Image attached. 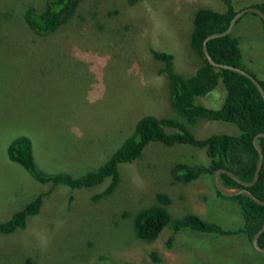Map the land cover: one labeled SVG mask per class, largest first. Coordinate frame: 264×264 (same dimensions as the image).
<instances>
[{"label":"rangeland","instance_id":"374dc122","mask_svg":"<svg viewBox=\"0 0 264 264\" xmlns=\"http://www.w3.org/2000/svg\"><path fill=\"white\" fill-rule=\"evenodd\" d=\"M259 1L232 0L235 10ZM43 2L0 0V221L42 194L39 212L24 228L0 234V264H264V252L240 231L236 203L219 197L207 174L175 180L174 163L206 162L202 148L149 142L137 159L119 164L115 189L96 199L91 196L108 180L52 188L6 157L8 141L23 134L40 171L77 176L94 170L140 116H174L160 63L148 49L170 52L174 69L191 74L199 62L189 46L192 13L199 7L222 12L223 2L80 0L66 22L37 35L24 24L22 10H40ZM231 30L243 68L264 79L260 20L246 12ZM223 97L217 83L195 102L216 108ZM189 130L196 137L238 133L232 123L205 119ZM157 192L168 196L173 216L195 213L235 232L184 229L170 244L166 228L150 242L135 237L129 226L135 210L155 203Z\"/></svg>","mask_w":264,"mask_h":264},{"label":"trees","instance_id":"16d2710c","mask_svg":"<svg viewBox=\"0 0 264 264\" xmlns=\"http://www.w3.org/2000/svg\"><path fill=\"white\" fill-rule=\"evenodd\" d=\"M79 1L44 0L40 10H35L31 6L25 7L22 10V20L29 30L37 35L53 32L72 16ZM137 1L127 0L129 4ZM221 1L224 4L222 12L208 7H199L192 13L189 46L198 56L199 62L191 74L182 75L174 69L173 55L170 52L148 49L151 57L160 63L158 70L165 77L169 107L174 116L157 117L152 114L140 116L135 120L132 130L120 139L114 150L94 170H84V173L77 176L67 172L40 171L33 159L31 141L23 134L16 135L8 141L7 159L21 166L36 181L50 183L52 188L56 185L69 189L90 188L105 179L108 180L104 189L91 196L96 199L115 189L119 180V164L137 159L149 142H159L164 145L189 144L202 148L206 162L196 165L174 163L171 168L175 169L174 172L172 171L175 180L188 182L200 174H207L211 178V187L214 192L219 197L236 203L242 219L240 231L245 233L251 242L252 235L263 221L264 205L255 203L243 193L225 197L214 189L212 182L213 172L218 168L232 172L243 181H250L257 160L252 137L257 133H264V105L257 89L243 75L211 66L201 49L203 38L210 33L223 31L229 19L237 11L234 9L232 0ZM247 6L256 7L264 14L263 1L250 3ZM248 13L260 20L264 35V24L260 17L252 12ZM206 49L213 61L229 64L248 72L242 66L238 38L231 32L208 40ZM248 73L258 81L264 91V79H257L254 74ZM217 83H221L224 89V97L218 107L210 108L195 102L196 96L205 95ZM197 119L232 123L236 126L238 133H214L196 137L189 130V125ZM257 142L262 151L260 170L256 181L245 188L253 196L264 201V138L258 137ZM219 179L226 187H240L225 173H220ZM155 199V203L135 210L129 223L133 235L141 240L153 241L163 228L169 230L165 241L167 244L172 242L175 233L184 229L217 234L235 232L220 229L195 213L173 216L167 210L169 198L164 193L157 192ZM41 201L42 194L39 193L28 203L13 211L8 218L0 221V234L12 233L24 228L28 217L39 212ZM257 244L259 247H264V230L258 235ZM149 255L153 260L159 258L153 251Z\"/></svg>","mask_w":264,"mask_h":264},{"label":"water","instance_id":"95a60500","mask_svg":"<svg viewBox=\"0 0 264 264\" xmlns=\"http://www.w3.org/2000/svg\"><path fill=\"white\" fill-rule=\"evenodd\" d=\"M246 12H252L254 14H256L257 16L260 17L261 21L264 24V14L261 10H259L256 7L253 6H245L239 10L236 11V13L229 19V23L227 25V27L221 31V32H214V33H210L208 35H206L201 43V49L203 52V55L205 56L206 61L213 67L215 68H223V69H228L230 71H233L235 73H238L240 75H243L244 77H246L253 85L254 87L257 89V91L259 92L263 105H264V91L262 89V87L260 86V84L258 83V81L252 77L248 72L239 69L235 66L229 65V64H225V63H218L213 61L210 56L209 53L206 49V42L214 37H218L221 35H225L228 34L233 25L235 24L236 20L244 13ZM258 137H263L264 138V133L260 132L255 134L252 137V145L256 150L257 153V160L255 163V167H254V171H253V175L250 181H243L241 179H239L238 177H236L232 172L224 169V168H218L215 169L213 172V176H212V182H213V186L214 189L217 190L221 195L225 196V197H230V196H234L236 194L239 193H243L245 194L247 197H249L252 201H254L257 204L260 205H264V201L259 200L258 198H256L255 196H253L245 187L251 186L257 179L258 177V173L260 170V166H261V161H262V151L259 147V144L257 142V138ZM220 173H225L226 175H228L231 179H233L236 183H238L240 185V187H226L224 185L221 184L220 179H219V174ZM264 230V217H263V221L260 225V227L255 231V233L252 235L251 237V245L252 247L259 251V252H264V247H259L257 244V237L258 235Z\"/></svg>","mask_w":264,"mask_h":264}]
</instances>
